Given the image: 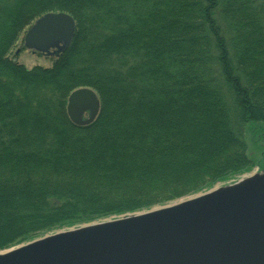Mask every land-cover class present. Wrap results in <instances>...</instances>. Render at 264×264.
Segmentation results:
<instances>
[{
	"label": "trees",
	"instance_id": "16d2710c",
	"mask_svg": "<svg viewBox=\"0 0 264 264\" xmlns=\"http://www.w3.org/2000/svg\"><path fill=\"white\" fill-rule=\"evenodd\" d=\"M49 12L75 22L52 67L5 60ZM79 88L100 101L85 127L49 93ZM258 123L264 0H0V249L225 181L245 162L243 126L264 151Z\"/></svg>",
	"mask_w": 264,
	"mask_h": 264
},
{
	"label": "water",
	"instance_id": "95a60500",
	"mask_svg": "<svg viewBox=\"0 0 264 264\" xmlns=\"http://www.w3.org/2000/svg\"><path fill=\"white\" fill-rule=\"evenodd\" d=\"M74 33L70 15L47 13L25 32L23 47L56 56L69 48ZM65 110L72 125L85 127L97 118L100 101L92 89L79 88L68 95ZM254 177L252 185L236 188L241 181L170 206L46 236L1 253L0 264H264V174Z\"/></svg>",
	"mask_w": 264,
	"mask_h": 264
},
{
	"label": "rangeland",
	"instance_id": "374dc122",
	"mask_svg": "<svg viewBox=\"0 0 264 264\" xmlns=\"http://www.w3.org/2000/svg\"><path fill=\"white\" fill-rule=\"evenodd\" d=\"M49 13H57V12H49ZM26 31H27V29L24 30L19 35L15 44H13V46L10 48V50L6 54L5 60H7L9 62L14 60L16 65H19L20 67H22L25 70H32V69L43 70V69L51 68L53 65V58L46 57L44 55L34 53L32 51H27L24 49L23 37H24V34ZM6 82H7L8 86L12 89L14 94L18 95V97L20 99H24L28 103H31V104H34V102L37 101V100H35V97H36L35 93L37 91L36 87L27 86L24 84H19L17 82L13 83L12 80H7ZM49 93L51 94V97L54 98L55 101L58 100L59 103L66 102L67 97H68V96L65 97V95L63 93H61L58 89H55V91H50ZM258 124H259L258 125L259 131L264 132V123H258ZM240 135H242V139L244 141V146H245V157H246L245 162L239 168H236V169L234 168L236 171L232 170L234 172L229 173L230 178L225 180V181H222V182L219 181V182L215 183L212 187L207 188L203 191H199L198 193H195L191 196L179 199L177 201L167 203L165 205L154 206V207L147 209V210H141V211L134 212V213H127V214H123V215H119V216H109V217L103 218L101 220H97V221H93V222H85V223L77 224L74 227L64 228L61 230H53L50 232L32 231V232H29V234L27 235V237L24 241H21L17 244H14V246H8L6 248L0 249V254L4 253V252H8V251L13 250V249H16L18 247L24 246L28 243L40 240L46 236L54 235L55 233H58V232L68 231V230H73V229H80V228L90 226V225H94V224L106 223V222H109L112 220L124 218L125 216L138 215V214H141V213H144L146 211L153 210V209H158V208L170 206V205L182 202V201H186V200L193 198L195 196L209 193L215 189H223V188H227L229 186H233V185H235V184H237L243 180L250 178L251 176L264 174L263 173L264 172V159L261 156L264 152L263 148L258 143L254 142V140L252 139L251 133H249V131H248L247 125H245L241 128V134Z\"/></svg>",
	"mask_w": 264,
	"mask_h": 264
},
{
	"label": "bare ground",
	"instance_id": "6f19581e",
	"mask_svg": "<svg viewBox=\"0 0 264 264\" xmlns=\"http://www.w3.org/2000/svg\"><path fill=\"white\" fill-rule=\"evenodd\" d=\"M256 179H257L256 177L252 176V177H250V178H248V179L242 181L241 183H239L238 186H237L236 188H239V187H242V186H245V185H252V184L255 183L254 181H257ZM262 180H263V179H260V180L258 181V183H259V182L261 183ZM216 192H217V190H215L213 193H216Z\"/></svg>",
	"mask_w": 264,
	"mask_h": 264
}]
</instances>
